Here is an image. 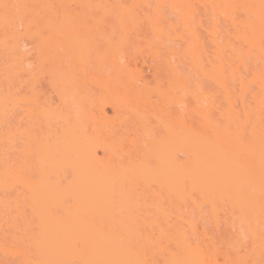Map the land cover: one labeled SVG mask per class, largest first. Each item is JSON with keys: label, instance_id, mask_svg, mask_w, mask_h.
Here are the masks:
<instances>
[{"label": "bare ground", "instance_id": "obj_1", "mask_svg": "<svg viewBox=\"0 0 264 264\" xmlns=\"http://www.w3.org/2000/svg\"><path fill=\"white\" fill-rule=\"evenodd\" d=\"M71 1L0 0V205L28 241L20 263L264 264V0ZM138 3L177 13L187 27L184 53L213 91L199 95L167 61L148 77L127 67L122 47L136 25L145 20L140 29L149 26L152 38L168 36L166 23L176 30L162 11L151 17ZM88 4L113 17V28L93 11L95 22L78 21ZM193 4L212 17L209 31L200 26L203 41ZM114 27L119 47L101 35ZM20 28L55 98L41 96L25 69ZM98 33L108 35L111 56ZM197 95L192 107L187 97ZM11 112L19 125L3 126ZM203 216L234 231L219 242L199 239ZM0 255L12 264L6 250Z\"/></svg>", "mask_w": 264, "mask_h": 264}, {"label": "rangeland", "instance_id": "obj_2", "mask_svg": "<svg viewBox=\"0 0 264 264\" xmlns=\"http://www.w3.org/2000/svg\"><path fill=\"white\" fill-rule=\"evenodd\" d=\"M69 1V0H68ZM71 1V0H70ZM75 1V0H74ZM88 1V0H87ZM92 1H94V0H92ZM105 1H107V0H105ZM113 1V0H112ZM123 1V0H122ZM126 2H128L127 0H125ZM133 1V2H132ZM131 2L133 3V4H131V6H133L134 5V1L136 2L137 0H132ZM149 1V0H148ZM200 2H201V0H199ZM72 2V1H71ZM80 2V1H79ZM83 2H85V1H83ZM103 2V1H102ZM108 2V1H107ZM111 2V1H110ZM119 2H120V0H119ZM118 2V3H119ZM195 2V1H194ZM68 3V6L70 5L69 4V2H66V4ZM75 3H77V2H75ZM89 3H92V2H90L89 1ZM95 3H96V1H95ZM95 3H94V6H95ZM106 3V2H105ZM113 3H115L116 4V2L114 1ZM121 3V2H120ZM123 3H125V2H123ZM148 3V2H147ZM152 3H153V1H152ZM152 3H150V5L148 4V6L150 7L149 9H147L146 8V6L144 7V6H142L141 4V6L139 5V3H138V6L139 7H142V9L140 8V10L142 11H145V15H152V16H154L155 18H156V15H155V13H156V11L157 10H160V11H162V12H160V15H161V17L163 16V18L165 19L164 21H166V18H167V22H169V23H171L172 25H174V27H175V32H173V29L171 30V28L169 29V28H166V26H168L169 24L168 23H166V26H165V30H163L168 36H164L163 34H162V36H160V37H157V38H152V34L150 35L148 32H150V31H148L149 30V26L147 27L146 25L148 24L145 20H143V14H140V15H142V17H140V15L138 14L139 12H141V11H138L137 10V7L136 6H134V7H136V8H134L135 10L134 11H138V13H137V11H136V15H137V17H138V19L140 20V18H142V24H141V26L143 25V22H144V24H145V22H146V27L148 28V30H145L146 29V27H145V29L142 27L141 29H140V27L141 26H139L140 25V23H139V25H136V27L138 26V30L136 31V29H133V31H136V32H132V30H131V34H130V36H129V34H128V40H127V42L125 43L124 42V45L126 46L125 48H127L129 51L126 53L127 55H125L124 53L127 51V49H125L124 47H122V50H123V55L125 56L124 57V60L123 61H125V62H130L129 64H127V63H124L125 65L127 64L128 66V68L130 69H133V71H137V70H140L142 73H143V75L146 77H148L150 74H151V71H150V69H149V67L150 68H152V67H154V65L156 66V64L155 63H158V64H161V63H164L163 61H167L168 63H169V65L171 66V67H176L177 68V70H178V72L181 74V76L182 77H185V79L187 80V83H189V85L188 86H190V89L192 88V89H195L196 91L198 90V92L200 91V94L199 95H202V91L201 90H205V89H208V88H210V92H211V88H212V85L210 86L209 84H211L210 82L209 83H207L208 81H207V79L204 81L203 80V78H204V76H203V78H202V75L201 74H199L200 72H198V70L199 71H201V69H196L197 68V66L196 67H194L193 65H192V62L190 61V59H188L189 57H187L186 56V54L184 53V49H183V44H185V42L183 43V41H186V35H185V33L187 34V32H185V30H184V27L185 28H187L186 26H185V24L183 25L182 24V22H179L180 20L179 19H177V16L175 15V14H177V13H175V11H174V13L175 14H173V13H170V12H173V11H171V9H170V6L168 5V4H166L167 5V7H169L168 9L169 10H167V8L165 7V9H163L164 7H163V5H162V10L160 9V8H156V10H155V13H154V10L153 9H151L152 8ZM191 3H193V2H191ZM196 3H198L197 1H196ZM195 3V4H196ZM201 3H203V2H201ZM99 3L97 2V5H98ZM109 4V3H108ZM127 4V3H126ZM154 4V3H153ZM165 4V3H164ZM204 4V3H203ZM73 5H75V4H73ZM72 4L70 5L71 7H68L67 5V7L68 8H74L75 6H73ZM87 5V4H86ZM88 5H90V4H88ZM97 5H96V7H97ZM100 5V4H99ZM102 5V4H101ZM106 5V4H105ZM110 5H112V2L110 3ZM122 5V4H121ZM144 5V4H143ZM205 5V4H204ZM203 5V6H204ZM82 6V5H81ZM80 6V11H79V13L80 12H84V11H81V9L82 10H85V9H88V8H86L85 7V9H84V7L82 8ZM84 6V5H83ZM91 6V8H89L90 10H88V12L86 13V14H84L83 13V15L84 16H86V18L85 17H83V15H82V17H83V19H81V20H78V21H85V19H87L88 18V13H90L91 11H93L92 13L95 15L94 16V20H95V18H97L96 16H98L99 14L101 15V18L102 19H104L105 21H104V23H106V24H103V21H101L102 22V24H103V26L104 25H106L105 27H107V26H110L111 25V27L113 28V26H114V18L113 17H111V16H107V17H105V18H103L104 16L102 15V12L100 11V13L97 11V12H95V10H96V7H94L95 9L94 10H92V4L90 5ZM193 6H195L194 4H193ZM193 6H192V8H193ZM198 6V4L194 7L196 10H197V16L198 15H200L201 16V20H202V23H199L200 25H198L199 27L202 25V27H204V29H206V30H208L209 31V29H211L210 28V23H209V25L207 24V22H211L210 20V18H212V17H210L209 18V13L207 14V11H205V13L203 12L204 10H203V8L204 7H206V6H204L203 8L201 7V6H199V8L197 7ZM66 7V8H67ZM104 7V6H103ZM106 7H107V5H106ZM113 7V6H112ZM124 7H129V6H124ZM139 7H138V9H139ZM201 7V8H200ZM133 8V7H132ZM75 9V8H74ZM105 9V8H104ZM112 9V8H111ZM110 9V10H111ZM200 9H202V10H200ZM208 9V8H207ZM206 9V10H207ZM68 10V9H67ZM69 10H71V9H69ZM68 10V11H69ZM78 10V9H77ZM98 10V9H97ZM148 10V11H147ZM164 10V11H163ZM72 11V10H71ZM74 11V10H73ZM72 11V12H73ZM86 11V10H85ZM170 11V12H169ZM210 11V10H209ZM112 12V11H111ZM148 12V13H147ZM194 12H195V10H194ZM92 13H90V16H91V14ZM99 13V14H98ZM162 13V14H161ZM72 14V13H71ZM82 14V13H81ZM93 14H92V16H93ZM195 15V17H196V13H194ZM206 14H207V16L208 17H205L206 16ZM79 15V14H78ZM99 15V16H100ZM151 16V17H152ZM166 16V17H165ZM199 16V17H200ZM140 17V18H139ZM195 17H194V19H195ZM90 18V17H89ZM106 18H107V20H106ZM154 18V19H155ZM208 18V19H207ZM92 21H94L93 20V18H90ZM90 19H87V20H90ZM198 19H200V18H198ZM110 20H113V21H111L110 22ZM208 20V21H207ZM217 20V19H216ZM92 21H91V23H88V26L87 27H89L90 25L89 24H93V25H95L94 23H92ZM99 21V19L97 18L96 19V22H98ZM141 21V20H140ZM163 21V20H162ZM164 21L163 22H161L162 24L164 23ZM217 21H221V20H217ZM87 22L88 21H86L85 23L87 24ZM90 22V21H89ZM95 22V21H94ZM113 22V23H112ZM139 22V21H138ZM201 22V21H200ZM218 22V23H219ZM181 23V24H180ZM196 23V22H195ZM86 24H83V26L84 25H86ZM101 24V23H100ZM110 24V25H109ZM112 24H113V26H112ZM137 24V23H136ZM206 24L209 26V29L208 28H205V26H206ZM211 24H212V22H211ZM222 24V23H221ZM165 25V24H164ZM164 25L162 26V27H164ZM183 25V26H182ZM194 25H197V24H194ZM219 25H220V23H219ZM207 26V27H208ZM82 27V26H81ZM85 27V26H84ZM95 27L98 29V27L95 25ZM99 27H100V25H99ZM105 27H104V29H105ZM111 27L109 28V30L111 29ZM197 27V29L195 30V32L197 31V30H199V31H197L198 33H199V36H201V37H199L200 39H201V41H203L204 39H202V38H205V36H206V34L208 33V32H206V34H205V32H204V35H203V31L204 30H202L201 28L202 27ZM222 28H223V24H222V26H221ZM91 28V27H90ZM93 28H94V26H93ZM108 28L106 29V30H108ZM133 28V27H132ZM135 28V27H134ZM95 29V28H94ZM100 29V28H99ZM95 30V31H100V30ZM115 29H116V27H114V29H113V31H115ZM195 29V28H194ZM201 29V30H200ZM21 30H22V28H20V30H19V36H18V43L21 45V48H22V52L24 53V58H25V69L27 68V70L29 71H31V75H33V73H34V75L36 74V77H34V78H37L38 79V81H36L35 80V82H37V85L35 84V87L37 88V90L39 89V94L41 95V96H51V98H55L54 97V95H53V93L50 91V89H48L47 88V84H45L46 83V76H44V77H42L43 75H44V73L42 74V76L41 77H39L38 75V68L40 67V66H38V68H37V61H35V60H37V58H34V56L35 57H38V53H36V48L34 47L35 45H34V43H32L31 41H28V39L25 37V35H23V37H22V32H21ZM92 30V29H91ZM106 30H103V34H101V35H104V32L105 33H107L109 36H112L113 35V41H112V38L110 37V39H111V41L112 42H110V40H107L106 41V38L108 39L109 38V36L108 35H106V36H108V37H104L103 36V38H105V40L102 38V36H101V38L102 39H100L101 41H102V44L100 43L101 41L99 40V37H100V34L99 33H101V32H99L98 33V35H96L97 34V32H96V34L94 35L95 37H97V39L95 40V41H97V42H99L98 43V47H99V44H100V47L102 48V46H103V44L104 43H108L107 45H109V43L112 45V43H114V45L113 46H115V44L116 43H120L121 41H122V39L121 38H123V36L121 37V38H119V36H120V34L118 33V32H111V31H109V32H111V33H109V32H106ZM117 30V29H116ZM205 30V31H206ZM93 31V30H92ZM102 31V30H101ZM148 31V32H147ZM201 31V32H200ZM87 32H88V30H87ZM197 32H196V34H197ZM200 33H202V35H200ZM81 34V33H80ZM112 34V35H111ZM118 34V35H117ZM122 34V33H121ZM89 35V34H88ZM93 36V37H94ZM116 36H118L117 38H119V39H116ZM125 36V35H124ZM178 36V38H176V37ZM188 36V35H187ZM209 36V35H208ZM207 36V37H208ZM126 37V36H125ZM198 37V36H197ZM206 37V38H207ZM24 38H26V40L24 39ZM188 38H189V36H188ZM187 38V40H189ZM198 38V39H199ZM209 38V37H208ZM115 39V40H114ZM124 39V38H123ZM182 39H183V41H182ZM185 39V40H184ZM210 40H211V37L209 38ZM105 42H104V41ZM118 40V41H117ZM125 40V41H126ZM109 41V42H108ZM115 41V42H114ZM120 41V42H119ZM205 41H207V40H205ZM28 42V43H27ZM97 42H93L92 40L90 41V44H89V46H90V49H92V48H94L95 47V43L97 44ZM104 42V43H103ZM129 42V45L127 44ZM188 42V41H187ZM186 42V43H187ZM32 43V44H31ZM206 43H208V42H206ZM29 44V45H28ZM120 44H122V43H120ZM119 44V45H120ZM203 44V43H202ZM209 45H210V43H208ZM34 45V46H33ZM119 45H117L116 44V46H118L119 47ZM124 45H122V46H124ZM186 45V44H185ZM206 46V49H207V44H203V47H205ZM212 46V45H211ZM99 47V48H100ZM104 47H105V49H104ZM100 48V49H101ZM106 48H107V46H106V44L103 46V49L105 50H103V54L106 52V54H107V50H106ZM209 48H210V46H209ZM34 49V50H33ZM90 49H88V51L90 52ZM126 51H125V50ZM130 49H131V51H130ZM133 49V50H132ZM205 49V48H204ZM212 49V48H211ZM207 50H209V49H207ZM207 50H205L204 52H207V54L209 55V52L207 51ZM87 51V52H88ZM109 51V50H108ZM210 51V50H209ZM212 51V50H211ZM92 53V52H91ZM94 53V52H93ZM92 53V54H93ZM122 53H121V55H122ZM35 54V55H34ZM85 54H86V52H85ZM84 54V56H86ZM89 54V53H88ZM87 54V55H88ZM92 54H90L89 56H92L93 58H91V57H89L88 56V60L90 61L89 63H90V65H91V69H92V66L94 65L95 66V64L97 65V62L98 61H96V57H95V55L93 56ZM211 54V53H210ZM107 55H109V56H111L110 55V51L108 52V54ZM202 55H205L206 56V54H202ZM104 56V55H103ZM106 56V55H105ZM109 56H107V57H104V59H106V61H107V59L109 58ZM203 57V56H202ZM207 57V56H206ZM34 58V59H33ZM87 57H85L84 59H86ZM91 58V59H90ZM204 58V57H203ZM3 59V58H2ZM1 59V60H2ZM96 61V63L93 61ZM103 59V60H104ZM0 60V61H1ZM3 60H5V59H3ZM203 61L204 60H206V59H202ZM86 62H87V59L85 60ZM105 61V60H104ZM110 60H108V62H109ZM122 61V60H121ZM122 61V62H123ZM36 62V63H35ZM108 62H104V63H106V65H108ZM1 63V62H0ZM93 65H92V64ZM103 63V62H102ZM103 63V64H104ZM202 63H204V62H202ZM102 64V65H103ZM89 65V64H88ZM87 65V66H88ZM90 65L88 66V67H90ZM105 65V64H104ZM103 65V66H104ZM110 65V64H109ZM129 65H130V67H129ZM164 65H166V63L165 64H163V66ZM27 66V67H26ZM36 66V67H35ZM161 66H162V64H161ZM160 66V67H161ZM162 66V67H163ZM76 67V66H75ZM104 67H106V66H104ZM165 67V66H164ZM199 67V66H198ZM95 68V67H94ZM93 68V69H94ZM40 69V68H39ZM106 69H107V67H106ZM112 69V67H110V70ZM135 69V70H134ZM164 69H166V68H164ZM113 70V69H112ZM111 70V71H112ZM36 71V72H35ZM41 71H43V69H40V72ZM44 71H47V70H44ZM108 71H109V69H108ZM109 71V73L111 74V75H109V78L110 79H112L113 78V74H114V72L112 71ZM164 72V71H163ZM164 73H166V77L168 76V74H167V72L165 71ZM38 74V75H37ZM46 74V73H45ZM31 75H29L30 77H32ZM33 75V76H34ZM47 75V74H46ZM108 77V76H107ZM165 77V78H166ZM33 78V77H32ZM183 79V78H182ZM113 80V79H112ZM44 81V82H43ZM107 81H108V79H107ZM111 81V80H110ZM112 82V84H113V81H111ZM110 83V82H109ZM109 83H108V85H109ZM86 84H88V83H86ZM112 86V85H111ZM88 87L92 90V92H94V91H97L96 90V88H95V90H93L94 89V87H93V83L92 84H88V85H86V86H84V89H86L87 91L89 90L88 89ZM97 87V86H96ZM93 88V89H92ZM98 88V87H97ZM83 91H85V90H83ZM207 91V90H206ZM212 91H213V88H212ZM41 92L43 93V94H41ZM90 92V91H89ZM205 92V91H204ZM50 93V94H49ZM190 93H191V91H190ZM192 93L194 94V92H193V90H192ZM196 94V93H195ZM198 94V93H197ZM191 95V94H190ZM183 97H185V96H183ZM187 97V96H186ZM195 97H198V95L197 96H188L187 97V100L189 99V101L192 103V107L193 106H197V105H195V99L193 100V98H195ZM197 99V98H196ZM206 99V98H205ZM207 100H208V98H207ZM186 101V99H184V102ZM189 101H188V103H189ZM184 104V103H183ZM186 106H184V107H189L190 106V104L189 105H187V101H186ZM78 109H81V108H79L78 107ZM106 112L110 115L111 114V111H110V109L109 108H106ZM12 113V114H11ZM9 115H7V118L6 119H1L2 120V122H3V120H5V122L4 123H2V124H4L3 126H7V125H9V127H13V126H10L11 124H12V122H13V124L15 123V126H18L19 124H18V122H17V120H15V119H13V118H16L17 116H14L15 114H14V112H11ZM14 114V115H13ZM13 115V116H12ZM17 115V114H16ZM11 120V121H10ZM15 120V121H14ZM10 123V124H9ZM12 124V125H13ZM0 127H2V125L0 126ZM3 128H5V127H3ZM1 129V128H0ZM15 153H13L12 154V152H11V155H14ZM14 156H16V155H14ZM11 157H13V156H11ZM1 195H3L2 193H0V197H2ZM15 222L13 221V219H12V215L8 212V210L7 209H5L2 205H0V249H4V250H6L7 252H8V255H6V259H8V261H10L12 264H21L20 263V261L22 260V257H21V251L23 250V252L24 251H26L27 250V247H28V241H26V240H24V243H21L20 241H19V239H18V233H17V230H16V228H15ZM233 224L232 225H230V226H225V225H223V224H220L219 226H214L210 221H208L207 219H205V216H203V219H202V221H201V223H198V225H197V230H196V236L199 238V239H205V237L206 236H208V237H211L214 241H216V242H219V240L220 239H222V238H225V237H227L228 235H230V234H232V232L234 231V229L233 230H231L230 228H233ZM196 237V239L198 240V238ZM194 239H195V237H194ZM16 252H18V253H16ZM7 254V253H6ZM1 256V255H0Z\"/></svg>", "mask_w": 264, "mask_h": 264}]
</instances>
